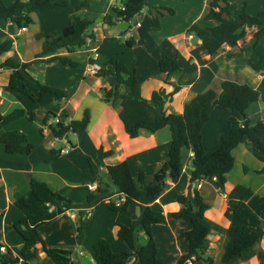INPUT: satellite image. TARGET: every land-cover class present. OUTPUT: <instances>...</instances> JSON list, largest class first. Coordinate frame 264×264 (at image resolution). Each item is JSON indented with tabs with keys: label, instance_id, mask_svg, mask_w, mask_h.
<instances>
[{
	"label": "crops",
	"instance_id": "1",
	"mask_svg": "<svg viewBox=\"0 0 264 264\" xmlns=\"http://www.w3.org/2000/svg\"><path fill=\"white\" fill-rule=\"evenodd\" d=\"M3 1L11 2V0ZM67 1L68 5L59 11L49 9L31 13L32 23L25 29L13 22L0 19V45L6 40H11L10 49L0 54V62L7 58H12L18 63L29 62L28 72L35 79L72 92L69 98L57 106V98L54 94L39 95L35 88L24 85L22 81H19L18 86L27 90L32 97L19 91H6L3 86L7 84L12 70L7 67L0 68V114L8 115L15 109L34 113L33 121H29L21 111L0 121L4 130L24 133L32 145L29 154L8 153L0 142V246H4L5 250L9 249L12 255H19L22 245V239L13 227L14 222L21 218V213L13 202L22 196L32 200L29 186L31 178L46 182L53 191L62 195V200L67 203L84 204L89 192L99 183H108L100 176L105 171L104 167L100 166L94 172L89 171L87 160L79 151L96 160L99 147L103 150H112V154L104 157L103 162L115 164L124 159L128 160L135 179L138 170L143 169L144 185L153 183L155 171L167 158L165 150L171 139L169 127L165 126L155 132L140 129L136 137H129L118 117V102L108 104L101 98L103 89L110 87L115 81L114 77L96 76L95 72L90 70L89 59H92L93 63L102 65L110 57H115L128 68L133 67L141 82V95L149 98L155 89L164 87L170 91L173 88L171 84L164 83L165 74L158 67L160 55L166 53L175 57L182 69L181 74L170 77V81L183 83L186 80H193L190 84L183 85L173 95L171 101L166 103L167 112H181L184 103L196 93L210 86H216L219 79L227 78L246 82L256 88L259 91V98L252 102L246 111L255 103L252 113L260 112V115L254 120L262 119L264 113V34L256 46L246 48L252 43L257 26H246L245 36L238 41L243 50L238 51L236 55L227 57L225 50L228 46L225 45L210 55L201 45L200 39L193 35L189 37L186 32L190 24L195 21L203 25L214 24L213 21L206 22L202 19L208 10L210 0H147L151 7L146 6L141 9L135 21L130 22L131 36L135 43L128 46L125 36L123 37L121 33L123 29L119 28L117 23L111 26L102 23L103 15L111 11L112 5L118 3L117 0ZM228 3L231 10H241L244 7L250 14H256L264 8V0H228ZM154 7L173 9V13L159 9L161 11L158 16L159 29L151 27L150 17L157 13ZM81 18L89 20V28L95 33V39L87 48L69 52L65 47H60L36 58L42 48V39L36 37L37 33L52 32L68 22ZM54 55L67 57L79 64L70 66L62 64L59 60H48ZM43 102L47 105L39 106ZM39 107L44 109L38 118L36 112ZM218 107L220 106L213 107L207 122L211 120V116L214 117V114V119H219L223 123L222 127L212 125L215 134L208 147L204 146L202 134L203 148L208 151L217 149L220 137L228 134L231 114L228 110ZM86 108L89 110L90 119L80 137L69 134L67 138L55 139L49 127L42 123L44 116L50 110L56 113L55 118L66 122L70 119H80ZM51 121L52 119L49 120ZM41 128L42 132H40ZM54 141H59L61 146L55 148ZM52 150L59 152L53 158L45 160L52 155ZM232 154L235 164L226 174L222 193H219L214 180H204L196 185L204 202L209 205L204 220L206 215L214 213L216 227H211V232L207 236L205 252H208L209 248H216V260L207 257L205 262L187 260L183 264H219L224 247L236 225L244 224L251 228L264 225V202L260 201L264 193V174L257 173L262 162L257 160L243 144L237 145ZM191 155L189 149L181 147L182 173L178 180L175 182L167 180L168 185L160 195L146 196L143 199V202L152 208L158 206L154 210L163 220L155 223L152 231L155 226L169 220V217L181 223V227L177 230L171 229L168 244L172 247L165 246L164 252L161 253L165 258L172 256L173 263L169 264H177L179 256L188 248L187 240L182 242L184 237H179L178 234L190 228V222L184 217H173L172 213L183 206L176 201V197L192 192L195 187V183H189ZM252 162L253 165H249ZM243 166L247 167L246 171ZM107 178V182H110L109 177ZM184 179H186L185 185ZM181 185L182 188H178ZM111 188L114 191L112 186ZM171 190L172 194H170ZM247 190L248 195L241 199ZM209 196L220 210H210L212 205ZM253 198L257 200L256 205H250ZM240 199V207L233 214L231 221L226 219L224 213L228 203L233 205ZM136 206L131 205L126 210L112 211L107 207L106 201H101L87 209L91 212L85 221L82 241L76 236L77 208L60 211L52 221L39 226L38 230L46 247L69 250L71 257L78 264H92L94 262L92 244L100 238L107 239L114 251L128 249L124 241L116 238L115 223L130 224L138 215ZM125 219L127 222L123 221ZM91 230L95 231V236H91ZM155 242L158 258L163 264H167L160 256L156 239ZM36 249V255L31 259L30 264H53L41 246H37ZM247 251L249 252L239 259L234 261L232 259L227 264H264V236ZM11 264L22 263L19 261ZM128 264H138L137 257L132 255Z\"/></svg>",
	"mask_w": 264,
	"mask_h": 264
},
{
	"label": "trees",
	"instance_id": "2",
	"mask_svg": "<svg viewBox=\"0 0 264 264\" xmlns=\"http://www.w3.org/2000/svg\"><path fill=\"white\" fill-rule=\"evenodd\" d=\"M68 5L67 0H13L5 4L0 0V19L15 23L18 27H27L32 23L31 13L49 9L61 10ZM149 6L147 0H119L111 7V11L102 17V23L107 26L115 25L119 21L128 22V26L121 30L124 37L127 30L131 28L130 22H134L137 14L144 7ZM123 7V8H122ZM151 7V6H149ZM156 15H152L151 27L159 29V9H165L173 13L168 7H154ZM203 21H213L214 24L203 25L198 21L193 22L186 32L201 40V45L210 55L214 54L220 47L228 46L225 55L231 57L238 51L243 50L238 44L246 34V26L253 25L258 28L253 33L252 43L246 47H254L258 44L260 37L264 34V8L256 14H250L243 7L241 10H231L228 0H210L208 10L203 15ZM89 20L81 18L68 22L66 25L46 34L37 33L36 37L42 39L41 51L36 58L46 53L65 47L69 52L87 48L88 44L95 39V33L89 28ZM128 46L135 41L132 36L125 37ZM11 40H6L0 45V54L9 50ZM48 60H59L62 64L77 66L79 63L67 57L51 56ZM89 59V64H92ZM29 62L18 63L12 58L0 62V68L12 70L9 80L3 89L6 91H19L32 97L23 87H19V81L24 85L35 88L39 95L54 94L57 98V106L60 102L71 95L70 90H64L55 86L41 83L28 72ZM158 67L165 74L164 83L171 84L172 90L167 91L164 87L155 89L149 98L141 95V82L137 78L135 69L128 68L120 59L110 57L104 64L95 71L98 77L112 75L114 82L102 92V100L108 104L118 102V117L123 124L127 135L136 137L140 129L155 132L165 126L169 127L171 139L165 150L166 160L155 171L153 183L144 185V171L139 169L136 179L131 172L128 160L124 159L115 164H105L103 158L112 154V150H103L99 147L97 158L93 160L89 155L79 153L87 160L88 169L94 172L100 166L104 167L109 177L108 184H98L86 197L84 204H70L62 200V195L53 191L50 186L41 180L31 178L29 186L32 200L22 196L17 198L13 205L21 213V218L14 222L13 227L22 239L19 255H12L9 249L0 251V264H11L21 262L30 264L31 259L36 255L37 246H41L43 252L51 259L53 264H78L71 257L69 250L46 247L39 233V226L52 221L62 210L77 208L76 236L79 241L83 240L84 225L87 220V209L106 201L107 207L112 211L126 210L131 205L139 206L138 215L130 224L115 223V236L127 244V250L114 251L107 239L100 238L92 244V264H128L129 258L135 255L138 264H163L157 256V245L152 235V226L162 218L154 208L143 202L146 196H158L167 187V180L175 182L182 173L180 163V149L186 147L192 152L190 158L191 172L189 183H195L192 192L180 194L176 201L183 206L172 213L173 217H184L190 222V228L179 232V237H184L188 242L187 251L181 254L177 264H183L187 260L192 262H205V248L207 236L211 227L204 220L209 205L204 202L203 197L196 185L204 180H214V183L222 193L226 182V174L233 168L235 158L233 149L243 144L246 149L259 161L262 166L257 173L264 174V141L260 133L264 130L262 119L251 121L247 116L246 109L258 100L259 91L246 82H237L231 79L222 78L217 80L216 86L196 93L183 105L181 112H167L166 103L171 101L173 95L183 85L190 84L193 80H186L183 83H173L170 77L179 76L181 67L175 57L162 53L158 59ZM220 106L228 110L231 119L228 122V134L221 136L219 147L207 151L202 144V128L209 120L213 107ZM21 111L29 121H33L34 113L24 109H15L8 115L0 114V121ZM264 116V113H263ZM56 113L48 111L42 123L47 125L55 139L67 138L69 134L80 137L85 131L90 114L86 108L80 119H70L66 122L54 119ZM42 128L40 132H42ZM0 142L8 153L29 154L32 150L31 143L27 136L17 130H4L0 124ZM59 151L52 150V155L45 160L53 158ZM247 170L246 166H243ZM110 184V185H109ZM111 186L114 188H111ZM116 194V195H115ZM248 195V190L241 196V199ZM123 199L120 201V198ZM241 199L225 209V218L230 220L233 214L240 207ZM264 202V193L260 197ZM264 215V214H263ZM145 235V242L139 243V232ZM264 236V225L251 228L244 224L236 225L224 247L219 259V264H227L233 258L242 256L243 252L251 248L259 239Z\"/></svg>",
	"mask_w": 264,
	"mask_h": 264
},
{
	"label": "rangeland",
	"instance_id": "3",
	"mask_svg": "<svg viewBox=\"0 0 264 264\" xmlns=\"http://www.w3.org/2000/svg\"><path fill=\"white\" fill-rule=\"evenodd\" d=\"M13 0H11V2H12ZM117 1H119V0H117ZM11 2H7V3H5V4H10ZM73 9H74V7H72ZM76 17V16H75ZM255 104V103H254ZM254 104H252L250 107H249V109L246 111V113H247V116L249 117V119L251 120V121H256V120H254V119H257L258 117H259V115H260V112H258L257 114H253L252 113V111L254 110ZM41 105H43V106H46L47 104H45V102H43V103H41L39 106H41ZM218 108H220V107H218ZM43 109L44 108H41V107H39L38 108V110H37V116L36 117H38L39 118V116L42 114V112H43ZM223 109V108H222ZM250 115V116H249ZM213 116L214 117H212L211 116V120L209 121V122H207L206 123V125L204 126V128H203V130H202V134H203V137H204V146L205 147H208L209 145H210V142H211V138H212V136H213V134H215V132L213 133V131H212V125H214V126H216V125H219L220 127H222V123L223 122H220V120L219 119H214L215 118V115L213 114ZM260 138L264 141V131H262V133L260 134ZM72 141L73 142H75L74 141V139L72 138ZM54 143H55V148H59L60 146H61V143L59 142V141H54ZM208 151V150H207ZM212 151V150H211ZM249 165H253V162L252 163H249ZM100 176L104 179V181L106 182V183H109V182H107V180H108V176H107V174H106V172L105 171H103V173L102 174H100ZM185 183H186V179H184V181H183V184L185 185ZM110 185V184H109ZM178 188H182V185L181 186H179ZM172 190L170 191V194H172ZM167 196H169V194L167 195ZM208 199H209V201L211 202V209L210 210H220V208H219V206L217 207L216 206V204L214 203V202H212L211 200H210V196L208 197ZM171 201V200H170ZM214 203V204H213ZM256 203H257V200H256V198H253L252 199V201H251V203H250V205H256ZM228 205H231L230 203H228ZM158 206H153V208L154 209H156ZM72 210V209H71ZM87 212H91L90 210L89 211H87ZM213 217H214V213H210V214H208V215H206L205 216V222L207 223V224H209L210 225V227H216V224L214 223V219H213ZM120 219H123V218H120ZM186 220V219H185ZM124 222H127V219H125V220H123ZM187 221V220H186ZM188 222V221H187ZM232 224L234 223L233 221L231 222ZM124 224H126V223H124ZM179 227H181V223L180 222H177V221H175V219L174 218H172V217H169V220L167 219L163 224H159V225H157V226H155L154 228H153V231H152V233H153V236H154V238L157 240V243H158V247H159V250H160V256H161V258L162 259H164V262L165 263H167V264H169V263H173L172 262V256H170L169 258H165L161 253L164 251V247L166 246V247H169V248H171L172 247V245H169L168 244V237H169V235H170V233H171V229H174V230H177ZM139 237H138V240H139V243H141V244H143L144 242H145V235H144V233L142 232V231H140L139 233ZM96 235V233H95V231L94 230H91V236H95ZM184 241H186V239L185 238H183V241L182 242H184ZM220 243H222V241H220ZM206 249V248H205ZM250 249V248H249ZM248 250V249H247ZM244 251L243 252V254L245 255L246 253H248L249 251ZM208 252H205V257H211V258H214L215 260H216V248H209L208 250H207ZM243 254H242V256H243ZM241 256V257H242ZM74 257V256H73ZM246 258V257H245ZM73 259V258H72ZM236 259H239V257H235V258H233V261L234 260H236Z\"/></svg>",
	"mask_w": 264,
	"mask_h": 264
},
{
	"label": "built area",
	"instance_id": "4",
	"mask_svg": "<svg viewBox=\"0 0 264 264\" xmlns=\"http://www.w3.org/2000/svg\"><path fill=\"white\" fill-rule=\"evenodd\" d=\"M122 8H123V7H122ZM22 28L25 29V27H22ZM124 36H125V37H130V36H131V31H130V29L126 31V33H125ZM189 37H191V34H189ZM99 67H100V65H98V64H96V63H92V64L90 65V70L93 71V72H95L96 70L99 69ZM262 120H263V122H264V116L262 117ZM57 121H59L58 118H54V119H52V122H57ZM122 199H123V198H120V201H121ZM87 215H89V212L87 213ZM76 218H77V214H76ZM0 251H1V252H5V247H4V246H0ZM188 261H189V262H192L191 260H188Z\"/></svg>",
	"mask_w": 264,
	"mask_h": 264
},
{
	"label": "water",
	"instance_id": "5",
	"mask_svg": "<svg viewBox=\"0 0 264 264\" xmlns=\"http://www.w3.org/2000/svg\"><path fill=\"white\" fill-rule=\"evenodd\" d=\"M128 22H126V21H119V22H117V26L119 27V28H121V29H125L127 26H128ZM138 212H139V206H136V213L138 214Z\"/></svg>",
	"mask_w": 264,
	"mask_h": 264
},
{
	"label": "bare ground",
	"instance_id": "6",
	"mask_svg": "<svg viewBox=\"0 0 264 264\" xmlns=\"http://www.w3.org/2000/svg\"><path fill=\"white\" fill-rule=\"evenodd\" d=\"M164 252V251H163Z\"/></svg>",
	"mask_w": 264,
	"mask_h": 264
}]
</instances>
